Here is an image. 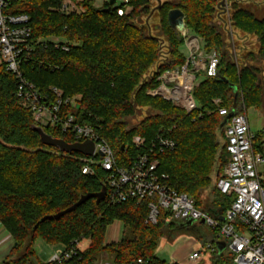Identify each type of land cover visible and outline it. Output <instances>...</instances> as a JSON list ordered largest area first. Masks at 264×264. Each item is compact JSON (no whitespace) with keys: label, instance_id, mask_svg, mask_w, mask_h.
Instances as JSON below:
<instances>
[{"label":"trees","instance_id":"obj_1","mask_svg":"<svg viewBox=\"0 0 264 264\" xmlns=\"http://www.w3.org/2000/svg\"><path fill=\"white\" fill-rule=\"evenodd\" d=\"M59 2L23 0L14 6L16 12L30 16L34 37L59 36L70 47L69 51L37 52L23 64L24 75L52 100L51 86L60 88L64 97L73 98L77 108L64 106L65 113L70 110L77 123L94 127L111 145L120 163L138 153L132 143L136 135L149 142L160 130L172 128L170 135L177 145L159 154L161 172L169 175L172 188L194 198L199 209L215 217L224 214L233 201L216 184L229 161L226 138L221 142L226 118L216 111L213 100L222 98L223 106L238 109L236 86L244 96L246 110L264 107L259 71L251 64L264 56V19L256 20L242 11L236 14V26L243 32L255 33L261 43L259 55L250 51L238 64L213 22L214 0H165L154 7L152 0H128L119 6L117 1L96 6L88 0L83 3L82 13L66 16L55 10ZM119 7L128 9L120 15ZM173 9L184 13L186 26L203 38L206 51L215 50L220 58L219 75L204 76L196 86L198 109L191 113L148 94L159 85L160 75L185 63L186 56L181 51L183 38L168 21ZM145 15L159 20L155 33L151 22L144 20ZM17 90L15 75L1 65L0 222L14 238L10 256L15 258H5L0 264H27L33 255L38 258L34 248L38 238L67 249L75 241L84 242L73 261L76 264H96L104 252L112 255V264H127L139 258L153 264H180L167 262L156 254L165 228L177 222L169 221L163 213L157 225L147 224L146 201L111 204L105 198L97 204L96 198H90L60 219L41 221L72 206L82 195L101 191L107 174L100 166L94 167L93 174H85V155L62 153L43 144L32 128L39 124ZM144 106L149 115L130 128L127 119ZM43 128L69 143L77 141L60 125ZM263 143L261 130L255 134V151H263ZM215 164H219L216 170ZM208 189L211 194L204 200L203 193ZM203 202L210 205L203 207ZM117 220L128 228V233L117 242L107 243V229ZM177 224L181 228L195 225ZM228 261L229 256L214 251L196 264Z\"/></svg>","mask_w":264,"mask_h":264},{"label":"built area","instance_id":"obj_2","mask_svg":"<svg viewBox=\"0 0 264 264\" xmlns=\"http://www.w3.org/2000/svg\"><path fill=\"white\" fill-rule=\"evenodd\" d=\"M23 0H0V66L3 65L17 79L18 96L41 126L60 125L77 141L93 140L96 149L93 156H85L83 173L93 174L94 167L106 171V198L111 204L129 200L147 202V224L157 225L162 214L177 223H203L213 237L206 240L203 250L189 256L191 261H200L208 253L218 251L217 242L225 243L223 254L229 256V264H264V184L260 167L264 165L263 151H255L254 138L245 111L229 110L223 106L222 98L213 100L216 111L228 122L223 126L227 141L229 161L217 180L219 191L232 198L231 206L220 217H215L196 206L195 199L180 193L169 184V175L161 172L159 154L176 147L170 135L172 128L162 129L149 142L136 135L133 146L138 150L127 156L123 163L118 161L111 145L90 125L77 123L75 115L64 111V106L77 108V102L64 97L63 91L51 86L53 100L44 95L35 82L24 75L23 64L39 51L62 49L69 51L66 40L59 36L36 38L27 13L16 12L15 4ZM88 0H60L55 10L62 15L79 14L84 11L83 3ZM101 6L111 0H92ZM116 6L128 0H116ZM128 7H119L123 15ZM187 47L185 63L177 69L168 70L158 77L159 85L148 91L170 101L174 106L191 113L198 109L194 91L204 76L219 75L220 58L217 51L207 52L203 38L190 30L186 24L178 30ZM48 97V98H47ZM84 242L75 241L69 249L58 247L50 264H76L73 262ZM220 253V252H219ZM97 264H112L109 261ZM127 264H153L149 259L139 258Z\"/></svg>","mask_w":264,"mask_h":264},{"label":"rangeland","instance_id":"obj_3","mask_svg":"<svg viewBox=\"0 0 264 264\" xmlns=\"http://www.w3.org/2000/svg\"><path fill=\"white\" fill-rule=\"evenodd\" d=\"M152 6H156L158 4L157 0H152L151 2ZM144 20H147L148 16H143ZM143 20V21H144ZM159 20L157 17L153 18L151 21L152 25V31L155 33L157 28L159 26L158 24ZM219 24V23H217ZM225 30V40H226V45L229 46L232 43H230L228 36L226 35L228 32L227 27L222 24ZM234 34V32H233ZM230 39L232 42H235L236 46H238L237 50H232L235 52L238 57H235L234 59H241L243 57V45H246L249 49H257V40L253 37L251 38H245L243 36V33L240 31H237L234 35L230 36ZM227 50L230 51V48ZM182 53L185 54V56L188 54L187 47L183 44L181 47ZM231 51V52H232ZM245 55V54H244ZM256 61H251V63H254ZM243 106L240 104L238 105V109H242ZM149 109L147 106H144L142 109H140L137 114L133 117H129L127 120L129 122V127H135L137 126L142 120H144L148 115H149ZM247 117L249 119L250 127L252 131L257 134L261 130H264V107H249L246 110ZM225 139V133L223 131V135L221 136V142L224 143ZM215 170L218 168L219 164H215ZM260 170L262 171V177L264 180V165L260 167ZM215 175V171L214 174ZM211 194V189L206 190L203 193V199L206 200L209 195ZM210 205L209 202H203L202 206L203 207H208ZM118 221V220H117ZM121 222V221H120ZM123 224V223H122ZM0 225H3L0 222ZM4 226V225H3ZM124 226V224H123ZM128 233V228L124 227V234ZM7 239L9 238V253L4 257L9 258L10 260L15 258V256H10L11 251L15 245V241L13 236L11 235L10 232L7 234ZM123 237V236H122ZM211 231L208 229L206 226L202 225H193L190 227L186 228H181L180 224L174 223L171 226H167L163 232V236L158 240L159 244L156 250V254L158 257L161 259L166 260L167 262H178L180 264H196L198 261H191L189 260V256L195 252V251H200L203 250L204 244L206 240L211 239ZM85 244V243H84ZM34 248L37 252V256L39 260L42 263H48L51 258L56 254V249L57 247L50 244L49 242L38 238L35 241ZM56 248V249H55ZM112 255L109 253H102V255L99 256V262L103 261H109L111 259ZM38 258L33 255L30 257L29 262L27 264H40L38 261ZM230 261H228L227 264H229ZM96 263V264H97Z\"/></svg>","mask_w":264,"mask_h":264},{"label":"flooded vegetation","instance_id":"obj_4","mask_svg":"<svg viewBox=\"0 0 264 264\" xmlns=\"http://www.w3.org/2000/svg\"><path fill=\"white\" fill-rule=\"evenodd\" d=\"M162 1H165V0H161V3ZM214 1H215V10L213 13V22L217 26L218 30L222 33L224 38H225L226 28H224L222 24L227 27L228 33L226 35L228 36V39L230 43L232 44L231 45L229 44V46L226 45V47L227 49L230 48L229 53L233 56V58L238 57V55L232 51V50H237L238 46H236L235 42H232V40L230 39V36L234 35L237 31L242 32L245 38L253 37L257 40V49H252V48L249 49L246 45H243V48H242L244 51L243 55L250 51L255 52L259 55V50L261 46L259 37L255 33H248L245 31L244 32L241 31L236 26L235 17H236V14L242 11V12H246L252 15L253 18L256 20H263L264 19V0H214ZM157 2H158V5L161 4L159 0H157ZM146 21L149 23L152 21V18H147ZM184 22H185V15H184ZM234 60L238 64L241 63L240 59L238 58ZM251 64L257 67L259 71L258 84L261 86V89H262V99L264 103V56L257 58L256 62L251 63ZM234 91H235V100L237 104L238 105L240 104L241 106H243L242 110L246 112V109L244 108V96L242 92L239 91L238 89H234Z\"/></svg>","mask_w":264,"mask_h":264},{"label":"water","instance_id":"obj_5","mask_svg":"<svg viewBox=\"0 0 264 264\" xmlns=\"http://www.w3.org/2000/svg\"><path fill=\"white\" fill-rule=\"evenodd\" d=\"M115 2H116V0H111V4H114ZM159 2L161 3V0H159ZM168 21L172 27H174L178 30H181L185 26L184 13L179 9H173L169 12ZM221 80H224V78H221ZM234 87L236 89V86H234ZM232 115H233V113L230 114V116H232ZM228 118H226L225 121L222 123V127L228 122ZM32 128H33V130H35L40 135V139H41V142L43 144H45L46 146L54 147L62 153H64V152L65 153L76 152V153L83 154L85 156H93L94 155V152L96 149V143L93 140L89 139V140H85L83 142L76 141L73 143H69L66 140H64L63 138H57V137H54L53 135L47 133L45 131V129L43 128V126H41V125H33ZM106 194H107V188L104 185L102 187L101 191H99L97 193L84 194L72 206L68 207L67 209H65L63 211H60L59 213L55 214L54 216L53 215L45 216L44 218H42L41 221H44L45 219H53V218L60 219L62 216L66 215L67 213L74 211L77 207L82 205L84 202H86L90 198H96L97 204H99L101 201H103L106 198ZM188 223H191V222H188ZM217 246H218L219 252L222 253L223 250L225 249V243L222 241H219V242H217Z\"/></svg>","mask_w":264,"mask_h":264},{"label":"crops","instance_id":"obj_6","mask_svg":"<svg viewBox=\"0 0 264 264\" xmlns=\"http://www.w3.org/2000/svg\"><path fill=\"white\" fill-rule=\"evenodd\" d=\"M195 225L205 226L202 222L197 223ZM188 227V226H187ZM124 232V226L122 222L115 221L112 225H110L106 232V242H117L119 241ZM8 231L3 225H0V262L4 260V257L9 253V238L7 239ZM57 248L60 246H56ZM56 249V248H55Z\"/></svg>","mask_w":264,"mask_h":264}]
</instances>
